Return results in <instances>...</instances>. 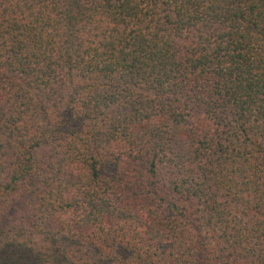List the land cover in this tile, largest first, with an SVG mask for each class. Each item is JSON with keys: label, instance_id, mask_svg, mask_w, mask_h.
I'll return each instance as SVG.
<instances>
[{"label": "trees", "instance_id": "1", "mask_svg": "<svg viewBox=\"0 0 264 264\" xmlns=\"http://www.w3.org/2000/svg\"><path fill=\"white\" fill-rule=\"evenodd\" d=\"M0 264H264V0H0Z\"/></svg>", "mask_w": 264, "mask_h": 264}]
</instances>
